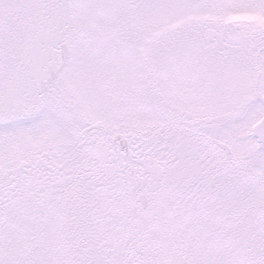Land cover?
Instances as JSON below:
<instances>
[{"label": "snow or ice", "instance_id": "snow-or-ice-1", "mask_svg": "<svg viewBox=\"0 0 264 264\" xmlns=\"http://www.w3.org/2000/svg\"><path fill=\"white\" fill-rule=\"evenodd\" d=\"M0 264H264V0H0Z\"/></svg>", "mask_w": 264, "mask_h": 264}]
</instances>
